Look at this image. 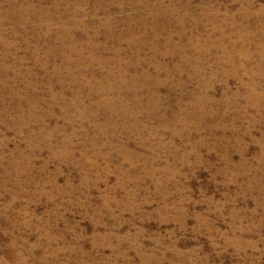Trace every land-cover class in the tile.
<instances>
[{
  "label": "rangeland",
  "instance_id": "rangeland-1",
  "mask_svg": "<svg viewBox=\"0 0 264 264\" xmlns=\"http://www.w3.org/2000/svg\"><path fill=\"white\" fill-rule=\"evenodd\" d=\"M27 1L14 5L36 13L19 20L0 0V264H264V72L249 77L253 54L248 75L221 76L232 65L214 46L258 27L264 0ZM137 14L151 35L132 25L141 67L129 71L150 77L135 97L153 111L132 123L89 93L113 49L127 55L108 28ZM63 23L79 54L56 49ZM51 43L79 68L54 75ZM176 52L191 63L178 68Z\"/></svg>",
  "mask_w": 264,
  "mask_h": 264
},
{
  "label": "bare ground",
  "instance_id": "bare-ground-1",
  "mask_svg": "<svg viewBox=\"0 0 264 264\" xmlns=\"http://www.w3.org/2000/svg\"><path fill=\"white\" fill-rule=\"evenodd\" d=\"M6 1H7L6 3H8L7 8L5 10V13L1 15L6 19H8V18L12 19L13 16H18V17H20L19 20H21L22 18H25L28 15L36 13L35 11H34L35 13L31 12L33 10H32V7H30L29 5H26L25 7H21V6L16 7L14 5V3H16V2L17 3L18 2H28L27 0H6ZM12 1H14L13 5H12ZM81 1L83 2V0H76L75 4H79L78 2L81 3ZM139 1L143 2L144 0H139ZM130 2L133 4L132 6H134V0H130ZM139 5H141V4H139ZM74 12L78 13L79 9L77 7H75ZM245 12H246L245 10L242 12L245 17L251 16V15L246 14ZM261 13H264L263 8L262 7L257 8V10L254 13V16H256L255 19H257L258 18L257 16H259ZM37 14L39 16H41L44 14V12L38 11ZM187 16H189V15H187ZM10 17H12V18H10ZM152 17H154V16H152ZM145 18L146 17L142 14H137V17L131 16L130 18H127L125 20V27L120 32H118L116 35H111L110 27L108 28L106 36L113 37V40L115 38L119 39L120 37L125 38L127 45H126L125 49H123V51H125L127 55L122 57L120 54V51H122V49L119 47L114 48L113 49V56L111 58H109V60L106 62V63H108V67H110V68H109V70L106 71L107 73L104 75V77L106 79L105 83H102V85H98L97 87L94 86L93 88L90 89L91 91L89 93V95L94 99V101H95L94 103L96 104L97 108H99V107L104 108L105 106H107L108 109L112 110L114 114H118V112H119V114H121L122 119L124 121L131 120L132 123H134V118L135 119L137 118L138 112L144 113V112L153 111L152 108L147 103L140 104L137 101L138 100L137 97H135V92L139 88V85H145L146 83H144V81H148L150 79V77L143 71H139V72L136 71L135 74L131 73L129 71L131 69H134L135 66H138L139 68L141 67V59L135 55V52L139 48L138 45L141 42V39H140L141 36L136 35L134 33V29H133L132 25L134 24V22L140 23L141 26L144 28L143 31L148 30V34L151 35L150 34L151 26L149 28L147 27L150 24H148L149 22L147 23ZM201 19H205L204 15L199 19V21ZM142 20L145 22H143ZM16 22H18V21H16ZM257 23H259V24H257L258 27L257 26L251 27L250 31L247 32V33H250L251 35L241 33V34H238L237 39L228 38V36H226L225 34L220 33L219 37L217 38L218 41L214 43L215 48H217L218 50L220 49V52L217 55V57L215 58V60H217L221 66H222V64L227 63L228 60L232 65L231 69L224 71L221 76H225V77H227L229 75L237 76L239 70H242L243 71L242 73L245 74L246 72H245L244 66L248 65L250 63L251 59L253 58L252 57L253 54L257 57V59H256L257 61L253 65L252 72L250 73L249 77L254 78L255 76H260V75L263 76V72H264V20L262 19L261 21H259ZM249 24H250L249 26H252L253 24H256V23L254 21L253 23H249ZM78 26H80V25H78ZM211 27H213V26H211ZM243 27L244 26H237V29L238 28L243 29ZM34 28L41 29L43 32H47V31H49L50 26H49V24L45 23V24H42L41 26H39V25L35 26ZM73 28H74L73 24H70V23L60 24V26H58L56 28L57 29L56 36L59 37V41H60L59 46L56 49L64 50V52L68 56L74 55V54H79V52H80L79 48H81V49L85 48L84 43L74 39L73 37H70L71 31ZM154 29H157V28L155 27ZM211 32H213V30H211ZM153 33H154V31H152V34ZM156 35H157V33L152 35L151 37H153V39L150 41L151 42L150 48L153 51H155L157 49V46H156L157 42H155ZM169 35H170V33L166 32V35L164 37V44H166L167 46L171 44ZM111 37H110V39H112ZM198 41H200V40H198ZM228 46H232V47L229 48ZM250 46H252L253 48H250ZM168 47H171V46H168ZM236 48H237V50H236ZM56 49L53 47L52 43L50 44V47H48V54H51L52 56H54L57 59L60 58V60L58 59L59 62L57 61V62H55V64H53L54 65L53 66L54 75L55 74L57 75V73L62 74V72H69V71H71V68H74V67L79 68V66H80L79 60L75 61L76 60L75 59L73 61L70 57L65 58V56H60L57 54ZM176 49L177 48L174 47V50H176ZM165 51H167V49H165ZM235 51H237V53ZM162 53L164 54L163 51H162ZM176 55H177L176 58L177 57L181 58V60H180L181 63L176 65L178 68H181L182 65H184V66L188 65L192 61V60L191 61L188 60L187 58L185 59L183 56L184 54H181L179 52H176ZM227 57H228V60H227ZM236 58H240L241 61L239 62V64L237 66L234 67L233 61ZM224 59H226V60H224ZM93 61H97V60L93 59ZM41 63L44 64L45 62H41ZM153 65L158 66L159 64L154 62ZM114 68L117 69V71H113ZM94 73H93V75H94ZM71 77L74 79L75 75L73 74L70 76V78ZM260 78H262V77L260 76ZM153 81H155V79H153ZM241 81L242 80H240V82ZM254 85H256V84H251L252 94H253V90H254ZM106 87L110 91V94H108L107 96L101 97L100 95L103 91L106 90ZM98 92H100L99 96L97 95ZM150 100H153V99H150ZM80 102H81V100H80ZM198 102H199V100H198ZM260 114H261V112H260ZM250 121H252V120H250ZM125 130H127V129H125Z\"/></svg>",
  "mask_w": 264,
  "mask_h": 264
}]
</instances>
